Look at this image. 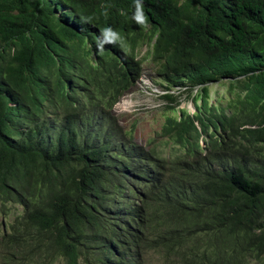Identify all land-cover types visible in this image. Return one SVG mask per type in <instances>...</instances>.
I'll return each mask as SVG.
<instances>
[{
    "label": "trees",
    "instance_id": "obj_1",
    "mask_svg": "<svg viewBox=\"0 0 264 264\" xmlns=\"http://www.w3.org/2000/svg\"><path fill=\"white\" fill-rule=\"evenodd\" d=\"M135 3L0 0V264H264V0ZM144 44L166 88L198 86L192 114L162 95L148 146L112 112Z\"/></svg>",
    "mask_w": 264,
    "mask_h": 264
},
{
    "label": "rangeland",
    "instance_id": "obj_2",
    "mask_svg": "<svg viewBox=\"0 0 264 264\" xmlns=\"http://www.w3.org/2000/svg\"><path fill=\"white\" fill-rule=\"evenodd\" d=\"M60 11H57L58 15ZM147 47L142 46L138 50V57L143 58L146 54ZM143 72L138 81V83L131 88V92L127 93L123 99L130 102L129 105L120 103L116 106L115 112L121 117V124L125 128L132 127L134 124V139L139 143H146L149 138H157L160 142L163 140L161 132V125L163 123L164 114V100L160 98L159 94H156L154 87L148 89L149 83H152L158 87V89L163 90L164 88L158 84L159 77L155 72V65L150 59H146L142 62ZM210 94L211 102L220 100L223 105L229 103V99H233L235 96L233 94L227 95V88L221 82L210 83ZM179 105L177 107H186L188 110H193L192 103L188 97L186 91L178 98ZM122 102V100H121ZM164 149L167 152L169 149L168 145H164ZM17 210H21V207H17ZM12 218V213L9 214L7 220H3V223H9ZM2 216L0 215V222ZM6 225V224H5ZM4 225V226H5ZM2 225L0 224V232H4ZM6 232L8 228H6ZM50 264H62L60 260H54Z\"/></svg>",
    "mask_w": 264,
    "mask_h": 264
},
{
    "label": "clouds",
    "instance_id": "obj_3",
    "mask_svg": "<svg viewBox=\"0 0 264 264\" xmlns=\"http://www.w3.org/2000/svg\"><path fill=\"white\" fill-rule=\"evenodd\" d=\"M134 1H136V3H135V13H134V15H133V19L138 23V24H143V23H145L146 22V20H147V16H146V14L144 13V11H143V9H144V3H143V0H134ZM218 3H220V2H218ZM218 3H216V4H218ZM57 11H60V13L58 14V15H56V13H57ZM61 12H62V10L61 9H57L56 11H55V13H54V15L56 16V17H59V16H61ZM90 24H91V26L94 28V29H96V30H99V34H98V37H99V39H100V43L102 44V45H105V44H109V45H116V41L117 40H119V39H121V35H120V33H117V32H115V30L114 29H112V26H109V19L108 18H104V19H100V18H98V17H95V18H92L91 17V19H90ZM156 37V36H155ZM153 40L154 39H152V42H153ZM101 44H99L98 43V45H97V47H98V50H102V45ZM143 46H146L147 47V49L150 47L149 45H143ZM141 48V47H140ZM139 48V49H140ZM138 49V50H139ZM137 53H138V51L136 52V59H139V60H141V74H140V76L138 77V79H137V81H136V83L131 87V88H133L137 83H138V81H139V79H140V77H141V75H142V72H143V66H142V62L144 61V60H146V59H150V57H149V55H146L145 54V56L143 57V58H141V57H138V55H137ZM147 53V52H146ZM151 60V59H150ZM153 63V62H152ZM155 72H156V74H157V76L159 77V81H158V84L160 85V86H162L164 89L163 90H160V89H158V87L156 86V85H154V84H152V83H149V85H148V89H152V87H154V89H155V92H156V94H159L160 95V98H162L163 100H164V103H163V106H165L166 104H168V103H170L167 99H165V98H163L162 97V95L163 94H165L166 92H171V93H174L176 96H177V103H176V110L177 111H179L180 109H184V110H186L187 112H189L190 114H192L194 111H195V106H194V104H193V101H192V99H191V96H193L196 92H197V90H198V86H195L192 90H191V92L190 91H188V90H186L185 89V87L183 88V89H181V90H179V88L178 87H171V88H166L165 87V84L164 83H161L163 80L161 79V77H160V74H159V72L156 70L157 69V66L155 65ZM226 78H223L222 80H225ZM221 80H215V81H208V83H206L209 87H210V83H213V82H220ZM224 84V83H223ZM224 85H226V88H227V84H224ZM131 88L130 89H128L115 103H114V105H113V107H112V112L113 113H115V114H117L116 112H115V110H116V106L118 105V104H120V103H123V104H125V105H129L130 104V102H127L126 101V99H123L124 97H125V95L127 94V93H129V92H131L132 90H131ZM184 91H186L187 93H188V97L190 98V101H191V103H192V106H193V110H188V108H186V107H177L178 105H179V100H178V98H179V96L182 94V92H184ZM209 92H210V88H209ZM230 94H233L235 97L233 98V99H229V103L227 104V105H223L222 104V102L220 101V100H216V101H214V102H211L210 101V99H211V94L209 95V99H208V101L211 103V104H215V105H217V106H219L220 108H225V111H226V113L227 114H230L231 112H233V110H234V107L235 106H238L239 105V103H240V101H241V96H238V97H236V95H235V92H229L228 91V88H227V95H230ZM190 95V96H189ZM121 100H122V102H121ZM163 111L164 112H166V113H168V114H173V113H175V112H173V111H170V109H167L166 107H164V109H163ZM117 115H119V114H117ZM120 116V115H119ZM121 117L119 118V123L121 124ZM163 122H164V114H163ZM163 124V123H162ZM122 125V124H121ZM131 125H133L134 126V124L132 123ZM123 126V125H122ZM124 127V126H123ZM125 128V127H124ZM127 129H129V128H127ZM133 135H134V130H133ZM160 135H161V132H160ZM165 137V139L168 141V144H166V145H168L169 146V149H168V151L167 152H169L170 150H171V146H175V144H173L166 136H164ZM150 139H152V138H149L148 140H147V142L146 143H144V144H142V143H140V144H142V145H147L148 146V141L150 140ZM153 139H155L154 137H153ZM156 140H158L157 138H156ZM134 141L135 142H137L135 139H134ZM160 141V140H159ZM199 142H200V144H201V146H204V141H203V137H202V135L199 137ZM137 143H139V142H137ZM161 149L163 150V152H166L165 151V149H164V145L162 144L161 145Z\"/></svg>",
    "mask_w": 264,
    "mask_h": 264
}]
</instances>
